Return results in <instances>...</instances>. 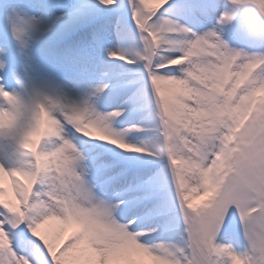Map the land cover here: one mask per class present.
Segmentation results:
<instances>
[{"label": "snow or ice", "instance_id": "obj_1", "mask_svg": "<svg viewBox=\"0 0 264 264\" xmlns=\"http://www.w3.org/2000/svg\"><path fill=\"white\" fill-rule=\"evenodd\" d=\"M0 33V264H264V0H5Z\"/></svg>", "mask_w": 264, "mask_h": 264}, {"label": "rangeland", "instance_id": "obj_2", "mask_svg": "<svg viewBox=\"0 0 264 264\" xmlns=\"http://www.w3.org/2000/svg\"><path fill=\"white\" fill-rule=\"evenodd\" d=\"M248 45H254L256 47L264 48V40L249 41V40H247V38H245L244 41L240 45H237V46L238 47H244L245 50L247 51V50H249Z\"/></svg>", "mask_w": 264, "mask_h": 264}, {"label": "bare ground", "instance_id": "obj_3", "mask_svg": "<svg viewBox=\"0 0 264 264\" xmlns=\"http://www.w3.org/2000/svg\"><path fill=\"white\" fill-rule=\"evenodd\" d=\"M52 223L54 224V222H52ZM70 234H71V232L69 230H67L66 225H64L63 230H62L61 235H60V241L66 240L70 236ZM58 243H59V241H58Z\"/></svg>", "mask_w": 264, "mask_h": 264}]
</instances>
